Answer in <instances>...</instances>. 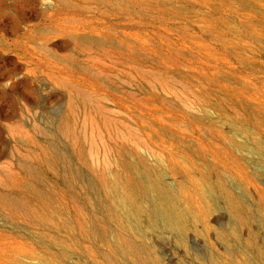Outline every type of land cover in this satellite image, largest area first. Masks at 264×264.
I'll return each mask as SVG.
<instances>
[{"label":"rangeland","instance_id":"1","mask_svg":"<svg viewBox=\"0 0 264 264\" xmlns=\"http://www.w3.org/2000/svg\"><path fill=\"white\" fill-rule=\"evenodd\" d=\"M0 264H264V0H0Z\"/></svg>","mask_w":264,"mask_h":264}]
</instances>
